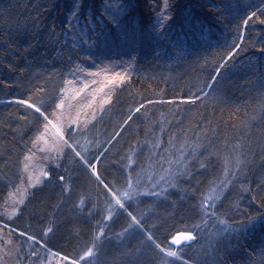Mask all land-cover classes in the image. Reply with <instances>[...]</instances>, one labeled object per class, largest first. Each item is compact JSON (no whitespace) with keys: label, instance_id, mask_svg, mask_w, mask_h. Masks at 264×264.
<instances>
[{"label":"trees","instance_id":"1","mask_svg":"<svg viewBox=\"0 0 264 264\" xmlns=\"http://www.w3.org/2000/svg\"><path fill=\"white\" fill-rule=\"evenodd\" d=\"M74 7L79 8L78 20L71 15ZM251 12L256 16L245 27L243 20ZM261 21L264 0H0V224L16 229L0 231V243L24 244L17 231L45 241L5 216L8 194L26 179L24 157L37 148L32 141L41 127L33 110L12 101L29 96L50 100L58 93L63 96L72 83L79 90L89 85L90 91L97 88L103 94L97 98V120L90 125L97 127V144L101 141L94 154L89 149L92 157L88 158L99 155L98 172L105 182L124 186L122 169L126 170V158L131 157L133 168L144 169L147 185L149 177L155 181L165 174L168 158L174 160L182 145L189 154L196 149L197 155L188 164L189 174L168 188L166 198L141 196L127 202L129 211L143 218L144 227L155 233L162 248L177 232L194 231L195 240L173 246L182 258L177 264H264ZM233 44L240 47L221 70L217 83L208 88L215 67ZM115 73L130 79L111 84ZM199 89L208 95L202 96ZM105 94L110 103H103ZM149 99L157 103L147 104ZM140 103L145 107L136 113ZM129 114L132 120L125 125ZM116 132L120 135L113 139ZM237 153L243 160L238 172ZM67 156L72 164L65 161ZM225 156L232 161L230 165L226 166ZM63 157L58 168L49 169L52 176L46 178L44 187L63 190L67 186L57 177L69 174L71 181L79 174V159L70 151ZM226 178L230 183L217 203H222L219 214L230 229H236L229 232L222 231L223 225L216 220L202 223L197 210L201 194L214 187L212 181L219 184ZM96 183L104 209L105 190ZM106 213H101V223L95 227L97 244L118 236L119 245L110 247L112 254L97 264H167L174 260L131 228L126 215L116 213L106 220ZM250 218L256 222L250 224ZM114 223L119 224L117 229Z\"/></svg>","mask_w":264,"mask_h":264},{"label":"snow or ice","instance_id":"2","mask_svg":"<svg viewBox=\"0 0 264 264\" xmlns=\"http://www.w3.org/2000/svg\"><path fill=\"white\" fill-rule=\"evenodd\" d=\"M79 8L74 7L71 15L76 17L77 20L79 19L78 16ZM256 16V12H251L247 17L243 20V25L246 27L249 24V21ZM264 23V21H261ZM69 26H71V22L69 21ZM82 34L87 37V39H92V37H88L86 32ZM240 40H243V36H240ZM86 42V41H85ZM240 47L239 44H233L232 50L227 53V55L223 58L222 62L218 64V66L214 69V74L211 77V82L207 85L208 88H212V85L217 83V77H220L221 70L224 69L225 65L232 57L235 55L237 49ZM90 58V57H89ZM126 79H130L125 75H121L120 73H115L113 78L109 80V83L116 84L124 83ZM85 88L87 85L84 86ZM37 91H44L43 89H38ZM83 89L77 91L73 96V100H76L77 97L81 96ZM199 92L202 96H207L208 92L204 91V89H199ZM199 99V96L195 97ZM15 103H19L20 105H24L27 109L33 110L35 114H37L38 118L41 120V127L38 129V135L33 139L32 143L35 147L40 141H43L45 144L49 143V139L52 140V145L50 148V154L47 157L50 161H59L62 154V149L64 146L72 149L74 155L79 158V162L81 165L93 175L98 182V184L102 185L103 189L105 190V195L107 197V212L109 213L105 219L112 220L113 215L119 213L120 215H126L129 218L130 226L133 229L139 230L142 235H144L145 240L155 248L159 249L161 252L165 253L167 257L174 258L171 262H167V264H177L182 258L178 254V251L172 250L173 246H179L184 244L185 242H190L196 239V235L194 234L193 230H186L184 232H177L176 234L171 236L170 243L167 247L162 248L157 240L159 239L154 232L150 229H146L144 227L143 218H137L136 215H133L129 208L131 207L130 204H127L128 201L133 200L134 198L138 197H147V198H166L168 193L169 187H176L177 180L179 178H183L187 176L188 173V164L191 162V159L197 155L196 149L193 148L191 154L186 153L183 150V145L179 150V155L173 160L171 157L168 158L167 163L169 167L165 169V174L159 175L158 179L152 181L149 177V181L146 185L145 183V174L144 169L142 167H132L131 157L126 158L125 162V169H122L123 172V179H124V186L117 187L116 184L112 182H105V179L101 177L99 174L96 164L99 162V155L93 156L92 159H89L86 153H82V151H77V148H80V140L77 138L78 136L85 135V132L78 131L79 127V117L80 113L83 112L85 108L92 109L95 103V97H89L87 94L84 95L83 100H78L76 104H67L64 97L58 93L56 97H52L50 100H46L44 96H41L39 99H32L29 96L27 99H16L12 101ZM111 98L107 97L105 94V98L103 99V103H110ZM163 103V101H159ZM188 102H192L191 99ZM147 104L157 103V101H153L151 99L146 101ZM168 103H172V101H168ZM145 107V103H140L138 107L134 109L136 113H140L141 109ZM264 107V104H262ZM57 110H60L61 116H67L66 123L69 126L76 125L72 129V131L68 134V138L65 139V133L62 127H59L58 124L61 121H57L56 123L53 122L55 117V113ZM73 111H75V115H72ZM92 118H95V113H91ZM53 117L50 119L49 117ZM88 114H85V128H87ZM27 119V116L24 117ZM132 120V115L129 114L127 119L124 121L126 125L128 121ZM121 131H123V126L121 127ZM120 132H116L113 136L118 137ZM69 140L71 143H69ZM109 144L112 143L110 140ZM171 143V140H170ZM185 143H188L185 141ZM239 147V145L235 146ZM44 151V149H41ZM34 153L29 150L28 154L25 155L24 160L31 161L33 158ZM187 157V159H186ZM225 164L230 165L232 161L229 159L228 156H225ZM243 163L241 159V154L237 153L235 155V169L236 172L240 170V165ZM173 165L175 166L173 169ZM55 167L58 168L59 164L56 163ZM201 168H204L205 165L200 164ZM29 169V164H24V171ZM54 171V169H53ZM233 172V176L236 174ZM52 172L48 170H42L39 176H35L33 180L30 182L29 187L36 188L37 185L43 183L41 177L44 178H51ZM60 181H64V176L60 175L57 177ZM230 183L229 179H223L217 184L215 181H212L214 187H211L208 191V194H201L200 199L197 204V210L200 213V220L201 222H207L208 220H216L221 225H223L222 231L229 232L235 231L236 229H230L227 221L222 218L220 213V208H222V203L219 204V201H222L224 196V190L228 187ZM111 184V186H110ZM17 193H20V189L17 188L16 192H10L8 195L12 197V207L11 211H5V216L7 220H11L13 217L17 216L21 211L20 205H24L25 200L28 198V191L24 189L23 194L17 198ZM255 199V197H253ZM127 204V206H126ZM256 222V218H250V224H254ZM199 225H194V228H198ZM246 227V226H242ZM7 229L8 231L16 230L11 225L7 223L0 224V231ZM128 231V229H125ZM53 232L52 228H47L46 231L42 232V236H46L48 233ZM20 237H26V240L32 242L30 244V255L36 257L34 264H91L90 261H87V257H93L94 252L93 248L96 247V244L93 243L92 247L87 248V250L83 253V255L78 256H70L67 253L62 252L61 250H53L48 246L47 241L41 243L40 240L37 239V236L34 234H28L25 231H19ZM100 236L104 235L103 230L101 229L99 232ZM39 246V248L36 247ZM184 264H187L185 261Z\"/></svg>","mask_w":264,"mask_h":264},{"label":"rangeland","instance_id":"3","mask_svg":"<svg viewBox=\"0 0 264 264\" xmlns=\"http://www.w3.org/2000/svg\"><path fill=\"white\" fill-rule=\"evenodd\" d=\"M90 82H92V84L95 83L93 80ZM70 84L72 85V83H69L65 93H63L66 105L76 104L78 100H83L85 94L89 97H95L93 108H85L83 112L80 113L78 131L85 132V135L77 137L80 140L82 153H86L87 157H92L89 149H91L94 154V152L97 151V145L100 143L101 138L98 140L97 144V127L93 128L90 125L97 120V98L99 97V99H102L103 94H99L97 88L93 92L90 91L89 85H87L86 88H83L81 96L73 100V96L80 88L71 87ZM86 113L88 114L87 128H85ZM91 113H95L94 119ZM72 115H75V111H73ZM55 117L54 123L58 120L61 121L58 126L62 127L65 133V139H67L68 134L76 125L69 126L66 123L67 116H61L60 110H58ZM69 143H71L70 140ZM51 145V139H49L48 144H45L43 141L38 143L37 148H35L33 152L34 155L32 160L27 161L29 169L25 171L26 179H24L23 184L19 187L20 193H17V198L23 194L24 189H27L28 193L34 189L29 187L30 182L35 176H39L42 170L49 171L56 163L60 164V162H63V156L68 155L69 151L74 154L72 149L64 146L59 161H50L47 157L50 154ZM41 149H44V151H41ZM76 150L79 151L78 148ZM65 161H67L68 164H72V160H70L69 156L65 157ZM78 166L80 168L79 174H75L71 181L69 180V174L67 177L64 176L66 178L64 181H61V183H64L67 187L63 190L62 188L52 185L44 187L46 178L41 177L43 183L37 185L34 192L31 193V196L29 195L25 200L24 205H20L21 211L17 216L13 217L12 220L19 227L33 231L40 237L43 231H46L47 228H52L53 232L43 236V240L47 241L48 246L53 250L60 249L68 254H72V256L83 255L87 248L92 247L93 243H95L96 247L93 248V257H87L86 260L90 261L91 264H97L100 258L112 254L109 249L110 247L119 245V242H117L118 236L105 239V241H101L97 244V231L95 227H97V224L101 223V217H103L101 213L107 212V207L101 209L100 201L102 193L97 188L95 177L91 175L90 172L88 173V170L81 167L82 165ZM96 167L98 170V163ZM60 204L62 205L59 206ZM11 207L12 197H9L8 212L11 211ZM97 211L100 212L99 217H97ZM108 214V212L104 214V217ZM123 223L124 221L122 220V225ZM116 224L119 226L118 223H114L113 229L118 228ZM91 227L94 229L93 232H91ZM17 233V236L20 237L18 231ZM20 238H24L22 240L24 244L18 242V245L14 244L13 246L12 243L6 240L4 243H0V264H34L36 257L30 255V244L32 242L27 241L25 237ZM37 239L40 240L39 238ZM1 240L2 238L0 237V241ZM40 241L43 243L42 240ZM1 245L11 247L12 249L8 251L6 248H1ZM124 246L123 244V247ZM36 247L39 248L38 245H36ZM82 264H84V262H82Z\"/></svg>","mask_w":264,"mask_h":264},{"label":"water","instance_id":"4","mask_svg":"<svg viewBox=\"0 0 264 264\" xmlns=\"http://www.w3.org/2000/svg\"><path fill=\"white\" fill-rule=\"evenodd\" d=\"M185 243H187V242H185ZM185 243H184V244H185ZM182 245H183V244H181V245H179V246H175V247L179 248V247H181Z\"/></svg>","mask_w":264,"mask_h":264}]
</instances>
